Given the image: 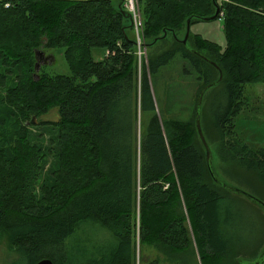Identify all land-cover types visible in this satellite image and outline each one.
<instances>
[{
  "label": "trees",
  "instance_id": "16d2710c",
  "mask_svg": "<svg viewBox=\"0 0 264 264\" xmlns=\"http://www.w3.org/2000/svg\"><path fill=\"white\" fill-rule=\"evenodd\" d=\"M136 1L139 42L122 0H0V242L23 264H251L264 249V147L239 139L234 119L245 86L264 83V0ZM216 8L225 46L183 43L186 20ZM56 47L70 73L35 70L36 50ZM207 86L213 176L196 126ZM182 94L191 104L173 106ZM213 142L235 161L231 179ZM94 224L112 241L90 254L74 233ZM145 246L164 259L140 262Z\"/></svg>",
  "mask_w": 264,
  "mask_h": 264
},
{
  "label": "rangeland",
  "instance_id": "374dc122",
  "mask_svg": "<svg viewBox=\"0 0 264 264\" xmlns=\"http://www.w3.org/2000/svg\"><path fill=\"white\" fill-rule=\"evenodd\" d=\"M189 33L190 35H198L202 39L208 40L221 47H224L226 44L221 18H215L213 20H194L190 23ZM149 49L150 48L146 49V56ZM37 50L40 51V53L37 54L40 64L38 70L41 69L43 72L49 74L68 75L70 73L68 65L63 57L62 48H39ZM104 52L105 51L102 49L92 48V54L96 59H101L104 56ZM176 71H181V69H177ZM182 80L185 81L188 92L192 94L194 85L197 83L195 76L193 74H186L183 76ZM245 89L246 96L248 97L247 107L244 111L236 115L234 119V129L239 139L246 142L249 146L254 148L264 147V83L246 85ZM156 94L159 106L163 109L168 102L164 97L159 99V90L156 91ZM182 103L189 106L191 100L186 99L185 94H182L180 99L173 103V106L178 107ZM57 117V110L53 108L48 113L39 116V120L53 121L56 120ZM34 122L37 121L35 120ZM211 144L216 170L219 174H223L228 179H231L230 173L235 166V161L233 159H221L217 152V142ZM74 234H76L77 240L83 239L87 244H90L85 245L90 254L92 253V248L99 246L101 249H106V246L112 241L110 233L98 224L88 226L87 230L86 228L80 229ZM139 251H141V253H139L140 262L143 260L148 261L155 259L156 257L164 259V256L158 253L153 247L145 246ZM16 258L13 249L8 248L4 242H0V264H23V261L19 257L18 261H15L17 260ZM197 264H201L200 259H197Z\"/></svg>",
  "mask_w": 264,
  "mask_h": 264
},
{
  "label": "water",
  "instance_id": "95a60500",
  "mask_svg": "<svg viewBox=\"0 0 264 264\" xmlns=\"http://www.w3.org/2000/svg\"><path fill=\"white\" fill-rule=\"evenodd\" d=\"M217 15H218V9L216 8L215 12L213 15L209 16V17H203L202 20H213L215 18H217ZM189 29H190V18H188L186 20V23H185V34L183 36V38L181 39L183 43H186L187 42V38H188V35H189ZM40 53L39 50H36L35 52V56H36V62H35V70H38V67L40 66L39 64V58L37 56V54ZM209 86H207L206 88L202 89L199 94H198V99H197V112H196V126H197V131H198V134H199V137L202 141V143L205 145V148H206V160L208 162V169L210 171V173L212 174L213 176V172L211 170V165H210V150L208 148V146L206 145V141L203 137V134H202V131H201V127H200V122H199V111H200V105H201V100H202V97H203V94L205 92V90L208 88ZM152 94H153V90H152ZM33 119H35L33 117ZM224 186H226L227 188L231 189V190H234V191H240V189L236 188L235 186L233 185H230V184H226V183H223ZM263 207L264 205L261 204ZM264 249L262 250L261 254H260V257L258 259H256L254 262H251V264H264ZM33 264H52V261L48 258H42V259H39L37 260L36 262H34Z\"/></svg>",
  "mask_w": 264,
  "mask_h": 264
},
{
  "label": "built area",
  "instance_id": "2783aa9c",
  "mask_svg": "<svg viewBox=\"0 0 264 264\" xmlns=\"http://www.w3.org/2000/svg\"><path fill=\"white\" fill-rule=\"evenodd\" d=\"M124 8L131 14L134 30L136 32L137 40L139 42V30L141 29L142 21L140 11L136 0H122ZM144 53V52H143ZM141 54V51H138Z\"/></svg>",
  "mask_w": 264,
  "mask_h": 264
}]
</instances>
